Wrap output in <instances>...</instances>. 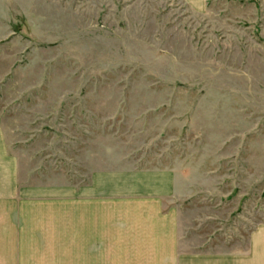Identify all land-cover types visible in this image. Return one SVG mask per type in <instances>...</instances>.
<instances>
[{"label":"rangeland","instance_id":"obj_1","mask_svg":"<svg viewBox=\"0 0 264 264\" xmlns=\"http://www.w3.org/2000/svg\"><path fill=\"white\" fill-rule=\"evenodd\" d=\"M0 124L21 174L165 182L182 249L246 251L264 235V0H0Z\"/></svg>","mask_w":264,"mask_h":264},{"label":"crops","instance_id":"obj_2","mask_svg":"<svg viewBox=\"0 0 264 264\" xmlns=\"http://www.w3.org/2000/svg\"><path fill=\"white\" fill-rule=\"evenodd\" d=\"M20 165L0 124V264H264L262 228L238 254L182 249L165 182L136 192L134 172L96 169L77 187Z\"/></svg>","mask_w":264,"mask_h":264}]
</instances>
